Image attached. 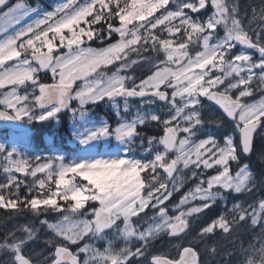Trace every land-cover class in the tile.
Returning <instances> with one entry per match:
<instances>
[{
    "label": "snow or ice",
    "instance_id": "6c2138e0",
    "mask_svg": "<svg viewBox=\"0 0 264 264\" xmlns=\"http://www.w3.org/2000/svg\"><path fill=\"white\" fill-rule=\"evenodd\" d=\"M169 2L170 0H84V3L78 4L77 0H67L52 12L46 13L43 18L34 20L21 27L15 34L0 40V88L6 84L24 85L27 81L35 84L34 77L40 69L49 70L53 78L59 77L57 83L40 84L39 86L40 95L35 99L40 108L51 106L46 114L41 113L36 116L30 114L31 109L21 107L16 110L15 115L0 111V118L19 120L22 116L27 115V119L44 120L55 116L60 109L68 107V101L71 99H78L80 105H84L89 101L94 102L104 97L111 99L118 96L150 97L147 99L148 103L153 104L159 100L165 102L171 110L169 117L164 120H161L157 114L150 116V121H158L164 126V135L158 140L159 145L163 146V151H156L154 158L150 160L144 162H133L123 158L96 160L93 163L73 166H63L59 163L58 179L55 180L58 191L53 192L49 188L48 195L44 198H40L39 195L26 196L20 201L19 184L16 182V178L11 175L8 177L7 184L0 185V208L15 209L18 206L17 201H20L21 206L28 207L37 215L41 211L40 206H44V210L51 207L60 211L61 207L54 198L57 195L65 202H74L68 204L66 211L69 212H76L83 208L87 200L99 201L100 207L93 209L94 221L73 222L67 215L59 223L42 221L56 236L63 237L72 243L90 232H105L106 229L117 228H120L125 236H135L145 242V246L137 247L135 252L127 248L114 251L110 246L104 252L97 251L94 256L86 259L84 264H89V260H99L101 264H132L130 257L144 255L146 245L153 233L167 229L169 235L176 237L185 232L188 224L182 219L184 213L180 212L175 217H169L166 207L162 206L172 192L165 181L160 179L158 169H162L168 178H173V173L177 171L180 163L185 169L190 165H195L196 169L201 167L211 169L214 166H220L221 170L217 175L211 176L207 180H201L195 186V193L190 190L181 199L180 205H184L188 198L202 200V206L189 209V213H202L215 203L216 198L211 195V189L214 187L231 192L234 189L235 193H239L250 175L247 165H244L236 172V175L241 177L240 183L236 185L229 183L232 180L229 162L239 160L238 147L242 146L245 154L251 151L253 133L260 123V118L264 116V99L254 104L241 103L242 97L251 94L248 86L253 77L257 75L255 69H259L258 78L264 83V43H261L260 37H257L254 42L234 15L229 23V9L225 0H211L215 11L204 22L193 19L186 14L185 9L196 13L206 7V0H198V3H177L175 11L168 10L159 17L149 20V17H153L154 13L165 9ZM172 2L176 3V0H172ZM0 6H7V0H0ZM231 11L235 13L236 8ZM32 12L33 9L23 2H18L8 8L6 12L0 14L7 21L4 26H0V32L19 23ZM88 17H92V19L89 21ZM113 18L119 20V27H114L110 23ZM105 20L109 21V33H117L119 40L102 48L82 46L86 40L91 41L95 33L91 27L85 28L81 25L99 24ZM176 20L179 23H172ZM161 25L164 26L163 30L168 33V36L172 38H162L153 32ZM220 25L224 27L225 35L215 43H211L215 29ZM29 33H31L30 38L17 43ZM49 33H53V35L49 37ZM95 38L102 39L99 35H95ZM57 40L58 44L55 43ZM196 43L201 44L202 50L197 51L195 56H191L188 51L189 45ZM237 44L246 49H256L259 52V60H253L252 56L245 54L244 51L233 55L232 59H228V55ZM44 47L47 48V51L42 50ZM61 48L67 49V51L59 54ZM149 48L164 53L165 60L160 61V64L164 66H155L153 73L146 79L141 80L139 84L133 81L132 86L127 87L126 81L131 78L121 75L120 70L126 67L124 62L127 60L129 49L136 51L138 56H141ZM29 49L32 50L31 60L27 55L20 59L22 53H27ZM143 59L148 60L149 58L143 57ZM11 60L17 62L5 67L6 62ZM32 61H35L38 67H34ZM117 61H121L120 67L111 76H105V73L98 72L99 69ZM132 63L135 64L137 61L134 60ZM170 65L176 67L173 68ZM214 70L222 75L217 74L213 77ZM242 73L247 75H242ZM233 76L238 79L235 82H228L224 90L219 91V87ZM77 80H82L84 83L80 90L76 91L75 96H72V86ZM162 86L164 90H161ZM241 86L243 88L239 91V95L233 99L229 92L241 88ZM212 88H216L217 91H210ZM167 89L172 90L170 96ZM201 97L214 101L223 110V113L236 123L240 132L239 145L234 144L231 136H227L224 145L221 146L213 136L209 135L200 139L194 149L186 150L191 136L203 131L206 123H219L212 118L211 114H209L208 120H205L202 115L204 106ZM22 99H27V97L16 96V90L13 88L11 92L5 94L4 99H0V104L13 107L14 103H19ZM193 118L195 124L191 123ZM181 121L185 125L182 129L179 127ZM144 123V119H138L134 123L121 124L115 130L110 131V129L102 128L82 142L87 143L97 136H106L110 133L118 140L131 138L137 134L138 125ZM178 133L186 135L184 138L177 139ZM152 143L153 140L150 138L149 145L151 146ZM173 151L176 153L175 158L166 159L168 153ZM3 152H5L4 149L0 147V153ZM13 155V153H8L5 157L9 161V166L4 169L5 172H11L13 169L17 172H25L28 162L25 160L13 162L11 159ZM51 167L48 163L38 165L30 174L35 177L38 172H44ZM128 169H138L140 172L148 170L149 174L144 179L140 177L137 183L136 180L128 177ZM68 173L83 177L91 185V189L66 179ZM241 173L244 175L241 176ZM52 175L50 171L47 173L49 180L52 179ZM196 175L197 171L193 172V177ZM149 176L155 183L148 186L146 196H142L141 191L144 190L145 180L148 181ZM205 183L208 188L202 189L201 186ZM38 185L39 189L43 190L45 180H39ZM60 186H63L62 191H59ZM175 187L174 184L173 189ZM13 188L16 189L15 199H12ZM4 189L9 191L8 196L3 194ZM86 191L89 192L88 195H85ZM153 201L151 206L158 208L161 222L137 234L131 218L143 212ZM260 207L264 209V202H261ZM106 213L107 215H105ZM121 218L123 228L118 224ZM241 218L243 219V217ZM253 223L256 221L254 220ZM217 227L225 232L229 230L225 227L223 215L204 226L200 234H212ZM24 232L30 233L31 229L26 227ZM30 238L28 236L25 240H12L11 242L6 239L5 243L0 244V248L6 247L13 252V264H31L30 259L23 254V246ZM79 251L87 252L89 246L85 245ZM178 255L179 259L154 255L151 264H199L198 253L191 246L183 247ZM68 261L70 264H78L76 256L70 253L67 247H57L52 264H67Z\"/></svg>",
    "mask_w": 264,
    "mask_h": 264
},
{
    "label": "rangeland",
    "instance_id": "374dc122",
    "mask_svg": "<svg viewBox=\"0 0 264 264\" xmlns=\"http://www.w3.org/2000/svg\"><path fill=\"white\" fill-rule=\"evenodd\" d=\"M18 2L25 3L33 9V12L30 13L29 16L21 20L19 23L7 27L6 31L0 32V40L5 39L8 35L15 34V32L18 31L21 27L32 23L34 20L43 18L46 13L52 12L57 6L67 2V0H43V2L37 1L33 4L28 3V1L26 0H19L15 4H17ZM183 2L198 3V0H176V3H173L172 0H170L165 9H160L159 11L154 13L153 17H149V20H152L154 17H159L168 10L175 11L177 3ZM77 3L82 4L84 3V0H77ZM214 11L215 10L211 5V0H206V7L204 9H200L196 13H193L190 9H185L186 14L190 15L193 19H199L201 22L206 21ZM263 11L264 9L260 12L256 10V12L252 13L250 16L248 13H246V15L243 13L246 19L245 25H247L249 29H253L252 26L254 25V22L258 21L263 16ZM239 14L242 15V13ZM231 17L232 15L231 13H229V23L231 21ZM91 19L92 17H88L89 21ZM6 23L7 21L2 16H0V26H4ZM100 23L104 24V29L99 30L96 27V25L98 24L81 25V27L85 28L91 27L95 33L94 38L91 41L86 40V43L82 46L102 48L107 47L109 44L115 43L119 40V35L117 33H109V21L105 20ZM110 23L113 26L115 24L114 27L120 26L119 20L117 18L115 21L114 19H112ZM172 23H179V21L176 20ZM129 27H131V25H129ZM163 29L164 26L161 25L158 26L157 29H154L153 32L162 38H172L169 37L168 33ZM254 29L258 30L259 32H264V24H262L260 28ZM141 31L143 32L144 30L142 29ZM52 35L53 33H49V37H51ZM95 35H99L100 37H102V39L95 38ZM224 35V27L222 25L217 26V28L215 29V35L210 42L215 43L216 40L223 38ZM30 37L31 33L23 37L21 41H18L17 43L19 44ZM36 43L39 44V42ZM55 43L58 44L59 41L57 40L55 41ZM190 48H192V50L196 49V52L202 50V46L200 43L190 44L188 49L189 54ZM42 50L47 51V48L44 47ZM31 51L32 50L29 49L27 53H22L20 59H23L24 55H27L31 60ZM66 51L67 49L61 48L59 50V54H63ZM134 52L136 51L129 49L127 60L124 62L126 67L120 70L121 75L131 78L126 81L127 87H131L134 81V77L131 74V70L135 65L132 63V61H136V57H133L132 55L134 54ZM196 52L194 54H191V56H195ZM240 52L241 51L237 50V48L235 47L231 50V53L227 58L232 59L233 55ZM244 52L245 54L251 55L253 60H259L258 53L246 51ZM163 60H165V57L163 58ZM16 62V60L7 61L5 67L11 66ZM120 64L121 61H117L112 65H108L99 69L98 72L105 73V76H111L112 73L116 72L117 68L120 67ZM33 66L37 67L34 64ZM155 66L164 65L160 64V60L153 61L151 64L147 65V67L150 68H155ZM170 66L173 68L176 67L175 65ZM254 71L257 75L253 77V80L248 86L251 90V94L249 96L241 98L244 100L250 99L247 104L258 103L259 101L264 99V94H262V92H264V83H262L258 78L259 69H255ZM217 74L221 73H216L215 70L212 73L213 77ZM242 75L247 74L242 73ZM34 78L36 80L35 84H33L31 81H27L24 85L16 86L6 84L3 88H0V99H4L5 94L11 92L13 88H15L16 90V96L27 97V99L20 100L19 103H14L13 107H6V105L0 104V108L10 111L14 115L16 114V110L21 107H27L31 109L30 114H34L36 116H39L41 113L46 114V112L50 109L46 111L39 110L37 101L35 99L40 95L39 86L40 84L49 83L45 82L47 78H49L52 83H57L59 77L57 76L56 78H53L51 73L44 76L39 70L35 74ZM236 79L238 78L235 76L229 77L228 80L225 81V84L221 85L218 90L223 91L228 82H235ZM83 83L84 81L82 80H77L74 83L78 86L76 91L80 90ZM242 88L243 86H241V88L231 90L229 94L236 97L239 95V91L242 90ZM253 89L260 91V94H262V96H259L260 94L253 92ZM161 90H164L163 86L161 87ZM167 91L171 94L172 90L167 89ZM210 91H217V89L212 88L210 89ZM75 93L73 94V96H75ZM72 101V109L66 114V123L70 129V132L64 137V146H57L58 144L56 143V135H60L59 130L63 124L61 118H58L54 121L55 126L53 135L47 136L45 138L46 144L48 145L49 149L39 150L32 142L31 132L25 134L5 132L0 134V147H2L5 151L3 153H0V185L7 184L8 177L10 175L14 176L16 178V182L19 184L18 195L20 197V201H22L26 196L31 197L39 195L40 198H44L48 195L47 190L49 188L53 192H57L58 187L55 183V180L58 179L57 171L59 163L63 166H73L82 163H93L96 160H113L122 158L133 162H144L154 158L156 151H163V146L159 145L158 143L160 137H155L154 134L162 131L164 135V126L158 121H150V116L152 114H157L158 116H160L161 120L167 119L171 114V110L165 103H160L158 100H156L155 103L150 104L147 102V99L120 100L118 97L111 99H109L108 97H104L103 99L94 102L89 101L84 105H80L78 99H72ZM201 101L204 106L202 109V115L204 116L205 120H208V116L209 114H211L212 118L219 121V123H206L204 125L203 131L191 136L190 143L186 145V150L194 149L200 139H204L209 135L213 136L221 146L224 145L225 137L227 136H231L233 138L234 144L239 145L237 137H240V132L236 126V123L234 122L232 124H227L226 122H224V114L215 106L209 104L206 97H201ZM96 104L103 105L104 111H100V113H97ZM263 117L264 116H262L260 119H262ZM22 119L29 123L42 121L38 118L27 119V115L22 116ZM138 119H144L145 123L143 125H138L137 134L131 138L118 140L114 135L110 133L106 136H97L95 139H92L87 143L82 142L83 140L87 139L89 135L97 132L99 129L107 128L110 129V131L115 130V128L119 127L121 124L134 123ZM191 123L195 124L194 118L192 119ZM173 124H175V122H173ZM184 126L185 125L183 121H181L179 127L182 129ZM145 128H148L152 133L147 135ZM179 134L180 138H184V135H186L184 133ZM150 138L153 140L151 146L149 145ZM60 139L63 138L60 137ZM237 151L239 160L229 162L230 172L232 174V180L229 183L233 185L239 184L241 179V177H238L236 175V172L240 167H242V164L240 163V159L242 156V154L240 153H242V150L240 152L238 147ZM8 153L14 154L11 158L13 162L16 160H25L28 162L25 166V172H17L14 169L11 172H5V167L9 166V161L5 159ZM175 155L176 153L172 156L168 154L166 159L171 160L175 158ZM261 156L262 160H264V154H261ZM45 163L50 164L52 167L50 169H46L44 172H38L35 177L30 174L35 167ZM220 170V166H214L211 169H203V167H201L200 169H196L195 165H190L187 169H185L183 167V164L180 163L177 167V171L174 172L173 178H168L162 169H158L160 179L165 181L167 187L172 192L171 196L164 201V205L162 206L166 207L167 215L169 217H175L176 215H179L180 212H183L184 215L182 216V219L187 221V224L189 225V231L179 238H171L169 236V230L167 229L161 230L159 233H153L152 238L146 245V251L144 252L145 255L155 253L164 257H168L170 259H179L178 254L183 247L200 246L202 243L209 239L212 240L211 243L213 245L222 243L224 240L229 239L232 230L235 232L240 231V234L244 231V234H246V236L248 237L245 238V241L241 240V245L238 243L240 246L229 245L224 253H221L216 257L217 261H222L224 264H245L246 260H251L252 264H264V209L260 207L261 202H264V198L260 196L261 192H263L264 190V181H255L252 175V171H250L249 168V178L244 183L239 193H235L234 189L231 192L224 191L220 187L212 188L211 195L216 198V201L211 205V207L205 209L202 213H189V209L202 206L203 202L199 198H188L187 202L184 205H180V201L185 196V194H187L190 190L195 193V186L201 180H207L209 177L217 175ZM49 171L53 174L51 180H49L47 176V173ZM195 171H197V175L193 177V172ZM127 173L128 177L136 180L137 183L139 182L140 177L144 179L149 174L148 170L140 172V170L138 169H128ZM243 175L244 174L241 173V176ZM41 179L45 180V188L43 190H40L38 185V181ZM66 179L70 180L74 184L86 186L87 189H91V185H89L88 182L79 175L73 176L71 173H68L66 174ZM153 183H155V181H153L152 177L149 176L148 181L145 180L144 190L141 191L142 196H146L148 186H151V184ZM174 184L176 185L175 189H173ZM201 187L202 189L208 188L206 183ZM62 190L63 186H60L59 191ZM12 192L14 193L12 199H15L16 189L13 188ZM3 194L5 196H8L9 191L7 189H4ZM88 194L89 192L86 191L85 195ZM54 198L57 200V204L61 207L60 211L54 210L51 207H47V210H44V206H40L41 211L39 215H37L30 211L28 207L21 206L20 201H17L18 206L15 209L6 207L0 208V210L7 209L3 217L1 216L3 212L0 213V225L2 228L1 231L3 233V235L0 236V244L5 243L6 239L8 240V242H11L12 240L22 241L25 240L26 237L30 236L31 238L27 239L25 245L23 246V254L27 258H29L33 264H52L54 253L58 246H66L68 248L70 246L75 247L77 249V253H80L83 256V262L90 256H94L97 251L104 252L105 249L109 248L110 246L114 251H119L121 249L127 248L133 252H135L137 247L145 246V242L140 241L135 236L126 239L120 228L110 229L107 232H90L89 234L78 239L75 243H72L71 241L66 240L63 237L56 236L55 233L47 227V224L42 223V221L46 220L48 223H59L63 221V217L65 215L69 216L70 220L73 222L93 220V218H95V216L93 215V209L100 207V204L99 201L87 200L85 201V205L83 208L77 210L76 212H69L66 211V209L68 207V204L74 203L73 201L65 202L60 198L59 195ZM152 203H154V201L150 202L149 206L146 207L143 211H153V217H151L149 221L145 223L136 222L138 216L143 212L131 218L133 227L136 229L137 234L140 231H144L150 226H154L155 224L161 222L158 208H153L151 206ZM18 208H20L21 210H28L25 212H29L32 216H29L28 220H33L37 225L36 227L38 230V237H35L33 235L32 230L30 233L24 232V228H30L27 220H22L25 216H27L28 213H25V215H20L19 219H16V215L12 214L11 211L18 210ZM204 214H210V217ZM221 215H223L224 217L225 227L229 229L228 231L225 232L217 227L212 234H200L204 226L211 223V221L219 218ZM49 216L52 217H50L49 219ZM241 217H243V219ZM14 220L16 222L18 220L19 221L16 223ZM254 220L256 221V223H253ZM118 224L121 228H123L122 218L120 221H118ZM158 244L161 245V247H159ZM85 245L89 246V251L80 252L79 249L83 248ZM13 260V252L10 249L6 247L0 248V264H13ZM89 264H101V262L99 260H89ZM139 264H147V262L145 259H142L140 260ZM199 264L203 263L199 261ZM208 264L218 263L208 262Z\"/></svg>",
    "mask_w": 264,
    "mask_h": 264
},
{
    "label": "trees",
    "instance_id": "16d2710c",
    "mask_svg": "<svg viewBox=\"0 0 264 264\" xmlns=\"http://www.w3.org/2000/svg\"><path fill=\"white\" fill-rule=\"evenodd\" d=\"M16 1H19V0H16ZM26 1H28V3H32V4L36 3L37 1L43 2V0H26ZM113 19H114V21L116 20V18H113ZM114 26H115V24H114ZM96 27L99 30L104 29V24L99 23L98 25H96ZM195 52H196V49L192 50V48H190V55L194 54ZM132 55H133V57H136V61H137V63H135L134 67L131 70V74L134 77L135 83H140L141 80L146 79L155 70V68L147 67V65L151 64L153 61H158V60L162 61L163 58L165 57V55L162 51L157 52V51H153L150 48L146 52H143L141 54V56H138L137 52H134V54H132ZM143 57H148L149 59L145 60V59H143ZM45 82H51V81L49 78H47L45 80ZM96 105H94V106H96ZM96 107H97V111H96L97 113H100V111H104L103 105L98 104ZM60 118L62 119L63 124L59 130L60 135H56V139H57L56 143L58 144L57 146H64V137L70 132V129L66 123L67 122L66 121L67 116L63 115ZM54 121L55 120H49V121L43 120V121L32 123L33 128L30 131L32 134V142L34 143V145L39 150L49 149L48 145L46 144L45 138L47 136L53 135L54 126H55ZM140 130H142V129H140ZM145 131H146L147 135L152 133L148 128H145ZM162 135H163L162 131L154 134L155 137H161ZM60 137L63 139H60ZM61 144H63V145H61ZM239 150L241 152L240 147H239ZM240 154H242V153H240ZM241 158H243V157L241 156ZM261 170H262V175L264 176V165H261ZM261 196L264 198V190H263V192H261ZM5 211H7V210H2V209L0 210V213L3 212L1 214L2 217L4 216ZM25 211H28V210H12L11 212H12V214L16 215V217H15L16 219L17 218L19 219L20 215H25V213H28L27 216H25L22 220L23 221L27 220V223L29 224V226L33 232V235L35 237H38L39 235L37 234L38 233V230L36 227L37 225L35 224V222L33 220H28L29 216H31V215L29 212H25ZM16 213H18V214H16ZM42 213H46V212H42ZM204 215L210 217V214H204ZM50 217H52V216H49L48 218L50 219ZM151 217H153V211L152 212L151 211L143 212L138 216V218L136 219V222L137 223H145V222L149 221L151 219ZM1 229L2 228L0 225V236L3 235ZM211 242H212V240L209 239V240L205 241L204 243H202L200 246H197V250L199 251V254H200L201 263L208 264V262H211V263L223 264L222 261H217L216 257L219 254L224 253L226 248L229 247V244L226 241H223L222 243L213 245Z\"/></svg>",
    "mask_w": 264,
    "mask_h": 264
},
{
    "label": "flooded vegetation",
    "instance_id": "af4514ba",
    "mask_svg": "<svg viewBox=\"0 0 264 264\" xmlns=\"http://www.w3.org/2000/svg\"><path fill=\"white\" fill-rule=\"evenodd\" d=\"M225 3H226L227 8L229 9V13H231L232 16L234 15L235 18L240 21L241 27L249 34V36L253 39V41L255 42L257 40V37H260L261 43H264V32H261V31L259 32L258 30L254 29V28H260L262 26V24H264V11H263V16L258 21L254 22V25L252 26L254 30L249 29V27H247V25H245L246 19L243 15V13L245 15H246V13H248L250 16L252 13H255L256 10L258 12L263 10L264 9V0H225ZM233 8H236L235 13H232V11H231ZM239 13H242V15H240ZM236 48L239 51L256 52L259 54V52L256 49H246V48L241 47L239 44L236 45ZM77 87H76V90H77ZM253 92L260 94V91H257L255 89H253ZM262 94H264V92H262ZM262 94H260L259 96H262ZM229 95H231V94H229ZM231 96L235 99V97L233 95H231ZM249 100L250 99H247V100L241 99V103L247 104L249 102ZM224 122H226L227 124L234 123V121L227 119L225 116H224ZM260 122H261V128H260L259 132L257 133V135L255 136V143H254L252 153L248 157H245L242 154L243 158L240 159V163L242 164V166L247 165V167L250 169V171H252V175H253L254 180L259 181V182L264 181V176L262 175V170H261V165H264V160H262V156H261V154H264V117L262 119H260ZM237 140L240 143V137H237ZM260 148H261V151H260ZM98 208H96V209H98ZM18 210H21V209L18 208ZM94 219L95 218H93V221H94ZM109 230H107V231H109ZM107 231H105V232H107ZM247 237L248 236H246V234H244V232H242L240 234V231L235 232V231L231 230V235L229 236V239L224 240V241H226L230 246H235V245H238V243H240L241 240L245 241L246 240L245 238H247ZM158 246L161 247V245H159V244H158ZM69 248L72 250V252L75 255H77L79 257L80 264H84L83 256L80 253H77V251H76L77 249L75 247H72V246H70ZM154 255H158V254L151 253L149 255L144 254L143 256H134V257H130V260L132 261V264H139L140 260L145 259L147 264H151V260H152V257Z\"/></svg>",
    "mask_w": 264,
    "mask_h": 264
},
{
    "label": "water",
    "instance_id": "95a60500",
    "mask_svg": "<svg viewBox=\"0 0 264 264\" xmlns=\"http://www.w3.org/2000/svg\"><path fill=\"white\" fill-rule=\"evenodd\" d=\"M14 3H15V0H7V6H0V14H2L3 12H5V11H6L8 8H10ZM240 46H241V45H240ZM241 47H243V46H241ZM243 48H244V47H243ZM32 62L38 67V65L36 64L35 61H32ZM40 71H41V73H42L43 75H47V74L50 73V71H49V70H46V69H40ZM47 84H48V85H51V84H53V83H47ZM75 89H76V85L73 84V86H72V95L74 94ZM168 94H169V93H168ZM118 98H119V99H122V100H125V99H127V100H138V99H149L150 97H144V98H139V97H129V98H128V97L118 96ZM233 99H234V98H233ZM158 101H159V100H158ZM160 102H161V101H160ZM208 102H209L211 105L215 106L219 111H221V112L223 113V110L220 109L219 106L216 105L214 101H210V100H208ZM163 103H165V102H163ZM68 105H69L68 107L63 108V109H60L58 112H56V115H55V116H53V117H49V118L45 119L44 121H49V120H52V119H56V118H58V117H60V116H62V115H64V114H66L67 112H69L70 109L72 108V99L68 101ZM37 106H38V109L41 110V111H46V110L50 109V107H51V106L49 105V106H46L45 108H40V106H39L38 103H37ZM0 111H2V112H7L9 115H14V114H12L10 111L4 110V109H2V108H0ZM223 114L226 116L225 113H223ZM226 118H228V117L226 116ZM228 119L231 120V121H233L231 118H228ZM32 128H33V125H32L31 123L25 121V120L22 119V118L19 119V120H17V119L0 118V132L12 131V132H15V133H24V132H28V131H30ZM260 128H261V122L257 125L256 131L253 133V136H252V148H251V151H250L249 153H247V154L243 153L245 157H248V156L252 153V151H253V147H254V143H255V136H256L257 133L259 132ZM177 139H180V134H179V133H178V137H177ZM241 148H242V146H241ZM242 151H243V150H242ZM174 153H175V152L173 151V152H169L168 154H169V155H174ZM173 175H174V173H173ZM105 215H107V213H106ZM94 220H95V219H94ZM188 229H189V226H188V228L185 230V232L180 233V234H179L178 236H176V237L171 236V235H170V237H171V238H179V237H181L183 234L187 233ZM107 230H109V229H106L105 231H107ZM59 247H63V246H59ZM191 247H193V246H191ZM193 248H194L195 251H197V249H196L195 247H193ZM67 249H68V251H69L70 253H72V254L74 255V253L72 252L71 249H69V248H67ZM197 253H198V251H197ZM75 256H76V255H75ZM76 258H77L78 264H80V262H79V257L76 256ZM166 258H168V257H166ZM168 259H170V258H168ZM199 259H200V257H199V253H198V261H199ZM30 262H31V261H30ZM31 264H33V263L31 262ZM67 264H70V261H68Z\"/></svg>",
    "mask_w": 264,
    "mask_h": 264
},
{
    "label": "bare ground",
    "instance_id": "6f19581e",
    "mask_svg": "<svg viewBox=\"0 0 264 264\" xmlns=\"http://www.w3.org/2000/svg\"><path fill=\"white\" fill-rule=\"evenodd\" d=\"M257 151H258V150H257ZM260 151H261V148H260ZM262 151H263V150H262ZM254 169H255V168H254ZM256 171H257V170H256ZM259 195H260V194H259ZM260 196H261V195H260ZM214 212H215V211H214ZM215 213H216V212H215ZM14 221H15V220H14ZM14 221H13V222H14ZM18 221H19V220H18ZM18 221H17V222H18ZM21 221H22V220H21ZM24 221H25V220H24ZM15 222H16V221H15ZM17 222H16V223H17ZM21 223H22V222H21ZM242 231H243V230H242ZM243 232H244V231H243ZM235 238H236V237H235ZM230 241H231V240H230ZM229 243H230V242H229ZM236 243H237V242H236ZM241 243H242V242H241ZM239 244H240V243H239ZM239 244H238V246L241 245V244H240V245H239ZM243 244H244V243H243ZM247 244H248V243H247ZM244 246H245V245H244ZM246 247H247V246H246Z\"/></svg>",
    "mask_w": 264,
    "mask_h": 264
},
{
    "label": "clouds",
    "instance_id": "9594fccd",
    "mask_svg": "<svg viewBox=\"0 0 264 264\" xmlns=\"http://www.w3.org/2000/svg\"><path fill=\"white\" fill-rule=\"evenodd\" d=\"M125 238L127 239V238H129L128 236H125ZM245 264H252V261L251 260H246L245 261Z\"/></svg>",
    "mask_w": 264,
    "mask_h": 264
}]
</instances>
